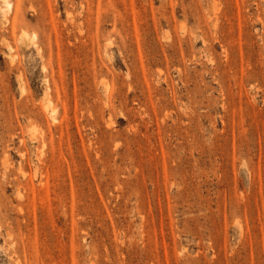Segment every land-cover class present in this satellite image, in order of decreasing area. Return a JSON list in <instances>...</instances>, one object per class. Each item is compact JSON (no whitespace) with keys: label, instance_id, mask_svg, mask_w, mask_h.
<instances>
[{"label":"rangeland","instance_id":"obj_1","mask_svg":"<svg viewBox=\"0 0 264 264\" xmlns=\"http://www.w3.org/2000/svg\"><path fill=\"white\" fill-rule=\"evenodd\" d=\"M0 264H264V0H0Z\"/></svg>","mask_w":264,"mask_h":264}]
</instances>
